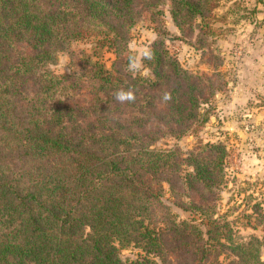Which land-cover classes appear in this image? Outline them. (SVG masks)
<instances>
[{
    "label": "trees",
    "instance_id": "trees-1",
    "mask_svg": "<svg viewBox=\"0 0 264 264\" xmlns=\"http://www.w3.org/2000/svg\"><path fill=\"white\" fill-rule=\"evenodd\" d=\"M219 1L0 0V264H264V235L214 216L227 148L153 149L206 120L224 76L195 75L158 41L146 77L129 48L144 13L169 2L184 31ZM82 40L94 56L111 51L112 66L84 56L79 77L56 74ZM128 88L134 103L113 99ZM253 212L264 232L263 204ZM130 247L140 254L126 261Z\"/></svg>",
    "mask_w": 264,
    "mask_h": 264
},
{
    "label": "rangeland",
    "instance_id": "rangeland-1",
    "mask_svg": "<svg viewBox=\"0 0 264 264\" xmlns=\"http://www.w3.org/2000/svg\"><path fill=\"white\" fill-rule=\"evenodd\" d=\"M160 9L164 13L158 16L144 13L132 29L129 48L134 68L146 77L150 75L143 59L159 41L195 75L221 73L224 88L203 107L205 121L180 139L165 133L153 149H180L187 157L203 144L224 145L228 151L227 185L214 203V216L227 218L244 237L263 236L253 207L263 204L264 208V0H220L212 14L196 18L184 31L175 24L169 2ZM94 55L93 41L82 40L61 53L51 69L60 75L76 72L75 77H79L84 56L112 66L111 51ZM172 200L168 191L165 202L172 205ZM184 200L190 202L187 197ZM174 210L180 219L192 216ZM139 254L134 247L122 251L126 261L136 260Z\"/></svg>",
    "mask_w": 264,
    "mask_h": 264
},
{
    "label": "clouds",
    "instance_id": "clouds-1",
    "mask_svg": "<svg viewBox=\"0 0 264 264\" xmlns=\"http://www.w3.org/2000/svg\"><path fill=\"white\" fill-rule=\"evenodd\" d=\"M149 58L151 57L150 53L146 54ZM113 99L121 104L124 103H134L136 100L135 91L132 88L128 89H118L114 92ZM165 101L170 100L171 97L169 94L165 93L163 96Z\"/></svg>",
    "mask_w": 264,
    "mask_h": 264
}]
</instances>
